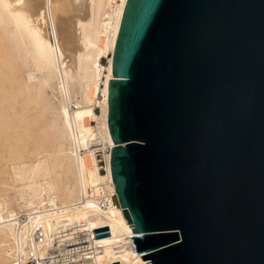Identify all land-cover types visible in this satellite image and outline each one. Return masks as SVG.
I'll return each mask as SVG.
<instances>
[{
    "label": "water",
    "instance_id": "1",
    "mask_svg": "<svg viewBox=\"0 0 264 264\" xmlns=\"http://www.w3.org/2000/svg\"><path fill=\"white\" fill-rule=\"evenodd\" d=\"M110 69L109 171L135 253L264 264V0H126Z\"/></svg>",
    "mask_w": 264,
    "mask_h": 264
},
{
    "label": "bare ground",
    "instance_id": "2",
    "mask_svg": "<svg viewBox=\"0 0 264 264\" xmlns=\"http://www.w3.org/2000/svg\"><path fill=\"white\" fill-rule=\"evenodd\" d=\"M125 1L87 0L88 20L77 19L71 25L72 0H0V50H9L11 56L10 61H0V171L10 167L20 184L19 200L31 207L26 215L20 216L6 209L7 202L0 200V264H8L7 257L23 253L32 222L39 221L45 232H51L61 218L87 220L93 229L102 225L109 228L107 236L98 237L103 247L95 258L96 264H104L112 258L121 264H148V260H142L141 255L135 253L131 226L117 208H109L103 220L94 213L89 199L79 200L76 206L75 203L67 204L72 197L70 188L63 193L66 202L62 199L57 203L58 184L52 177L48 158L37 154L29 162L8 164L22 147L29 126L40 128L32 143H38L44 136L41 117L16 111L18 103L25 104L19 97L35 92L39 99L49 89L59 94L57 103L46 105L51 112L49 129L58 153L65 152L64 161L69 160L74 166L80 197L96 179V170L93 165L86 164L84 154L92 157L95 144L109 149L113 145L106 124L107 82L112 78L111 53ZM103 14L106 15L105 24L100 20ZM76 31L79 32L80 52L75 45ZM100 37L104 38L101 48L98 46ZM104 53L110 56L106 67L99 66ZM70 59L77 66L76 73L70 70ZM95 85L99 86L96 90L93 89ZM98 92L99 97L95 96ZM94 105L99 109V116L95 115ZM88 119H92L94 125H88ZM104 158L109 177V152ZM40 179L43 182L38 184ZM111 190L114 191L112 185ZM13 261L19 264L17 257Z\"/></svg>",
    "mask_w": 264,
    "mask_h": 264
},
{
    "label": "rangeland",
    "instance_id": "3",
    "mask_svg": "<svg viewBox=\"0 0 264 264\" xmlns=\"http://www.w3.org/2000/svg\"><path fill=\"white\" fill-rule=\"evenodd\" d=\"M73 3L70 5V9L72 10L71 14V25H74V22L77 21V19H81L84 21H87L89 18V14L87 12V0H72ZM82 4L80 6L79 4ZM78 4V5H77ZM80 7V8H79ZM86 7V8H85ZM78 8V9H77ZM77 10V11H76ZM79 10V11H78ZM77 13V14H76ZM75 16V17H74ZM106 15L103 14L100 17L101 23L105 24ZM76 20V21H75ZM105 26V25H104ZM77 30V29H75ZM75 35V45L77 52L81 51V44H80V38H78L79 32H74ZM104 38L100 37L98 40V46L101 48L103 45ZM77 43V44H76ZM110 58L109 53L102 54V57L99 59L100 65L106 67L108 59ZM4 60V63L11 60L10 51L9 50H0V61ZM70 70L74 73H76L77 66L74 65L73 61L70 59L69 63ZM73 67V68H72ZM76 67V68H75ZM75 68V70H74ZM74 70V71H73ZM101 82V81H100ZM100 85V83H99ZM97 85L93 86V89H97ZM98 92L95 94V96H100ZM35 92H30L27 95L23 94L19 97V100H23L25 104H17L16 111L24 112L27 116H39L41 117V125H42V131H43V138L40 139V141L37 143H32L34 138L37 136L38 131L40 128L38 126H29L26 132L25 140L22 145V147L15 153L14 158L8 161V164L11 166L12 164H17L21 161H30L34 159L35 155L40 154L43 158L49 159V164L51 171L53 173L52 177L56 180V184H58V199L57 203H61L64 200L63 193L66 189L72 190V197L66 200H64L67 204L76 203L78 198L80 197V187H79V180L76 174L74 173V166L69 162V160L64 161L63 153H58L59 149L58 146L53 138V135L49 129V121H50V115L51 112L47 111L46 105L48 103H57L59 101V94H57L54 91H51L49 89H46L44 93H42L41 97L37 99L35 96ZM18 100V102H19ZM93 110L96 112L95 115L99 116L100 112L98 107L94 105ZM99 113V114H98ZM98 114V115H97ZM88 125L91 126L94 125L93 120L88 119ZM84 158L86 161V164L93 165L92 157L89 154H84ZM63 159V160H62ZM62 161V167L60 168V163ZM64 162V163H63ZM5 165V163H2ZM72 171V172H71ZM0 174V200H5L7 202L6 209L13 210L16 214L22 216L26 215L28 211H30L31 207L24 206V204L19 200L20 198V184L14 179L13 171L10 169V167H7L5 169H1ZM43 180H38V184H41ZM69 189V190H70ZM45 193H42V196H44ZM18 198V199H17ZM29 199V198H28ZM63 199V200H62ZM22 203V204H21ZM41 205V204H39ZM43 205V204H42ZM45 205V204H44ZM27 211V212H26ZM24 212V214H23ZM20 255V254H19ZM17 257L18 255L10 258H6V263L14 264L13 259ZM12 262V263H11Z\"/></svg>",
    "mask_w": 264,
    "mask_h": 264
},
{
    "label": "built area",
    "instance_id": "4",
    "mask_svg": "<svg viewBox=\"0 0 264 264\" xmlns=\"http://www.w3.org/2000/svg\"><path fill=\"white\" fill-rule=\"evenodd\" d=\"M108 152L109 147L102 148L100 144L92 145V160L97 177L92 184L85 188L83 196L78 198L77 203L73 204L76 206L79 200L89 199L93 205L94 213L103 220L105 212L111 207L117 208L122 214V209L116 202L115 193L111 190V178L106 174L104 156ZM104 223L103 221L102 224ZM93 230L89 222L84 219L67 221L65 218H61L51 232H45L39 221L32 222L30 238L28 243L23 246V253L18 255L16 263L96 264L95 258L103 245L99 238H94ZM104 264L121 263L116 261V258H112Z\"/></svg>",
    "mask_w": 264,
    "mask_h": 264
}]
</instances>
